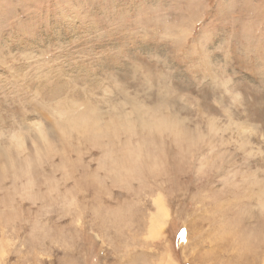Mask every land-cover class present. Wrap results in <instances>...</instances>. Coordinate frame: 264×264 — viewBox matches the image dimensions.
<instances>
[{
    "label": "rangeland",
    "instance_id": "obj_1",
    "mask_svg": "<svg viewBox=\"0 0 264 264\" xmlns=\"http://www.w3.org/2000/svg\"><path fill=\"white\" fill-rule=\"evenodd\" d=\"M224 68L242 82L243 113L209 115L194 128L172 118ZM50 78L63 82V103L84 125L119 127L130 151L140 149L132 143L138 129L178 147L189 141L203 182L183 201L166 187L131 184L125 195L137 208L126 228L70 229L80 239L51 260L41 255L42 264H264V0H0V178L14 172L9 184L28 178L17 103ZM50 164L57 185L72 187L63 156ZM11 242L0 225V259ZM27 251L21 264L32 259Z\"/></svg>",
    "mask_w": 264,
    "mask_h": 264
},
{
    "label": "clouds",
    "instance_id": "obj_2",
    "mask_svg": "<svg viewBox=\"0 0 264 264\" xmlns=\"http://www.w3.org/2000/svg\"><path fill=\"white\" fill-rule=\"evenodd\" d=\"M202 83L196 85L198 99L189 107L178 105L173 119L194 128L204 126L209 115L229 120L235 119L237 112L243 113L246 95L236 74L224 68L212 86L205 89ZM38 84L26 89L17 103L18 121L29 140L24 149L28 178L23 184H9L15 175L10 170L0 178V225L12 236V242L5 245L7 258L0 259V264H21L19 257L25 248L26 257H32L27 264H42L41 255L51 260L54 249L71 250L85 227L122 231L137 208L125 195L133 191L129 187L133 183L140 186V191L166 187L183 201L190 185L198 187L203 182L189 141L178 147L169 135L150 136L138 129L132 143L139 144L140 149L130 151L128 134L119 127L82 123V114L63 103V82L50 78ZM177 87L192 93L186 84L177 83ZM61 111L67 113L63 120L57 115ZM57 155L68 164L65 180L72 182L70 188L64 187V182L57 185L54 179L57 172L50 161ZM85 156L88 163L81 164L80 157ZM92 164L95 169H91ZM41 188L46 191L41 192ZM25 202L30 207L25 208ZM77 219L79 226L75 224ZM62 220L69 223L61 226ZM73 228L81 231H70ZM13 256L18 259L12 260ZM61 264L76 262L62 259Z\"/></svg>",
    "mask_w": 264,
    "mask_h": 264
}]
</instances>
